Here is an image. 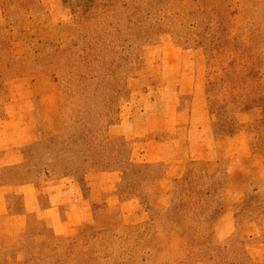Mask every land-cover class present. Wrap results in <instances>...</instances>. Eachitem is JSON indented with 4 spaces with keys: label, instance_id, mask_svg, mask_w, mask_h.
<instances>
[{
    "label": "rangeland",
    "instance_id": "rangeland-1",
    "mask_svg": "<svg viewBox=\"0 0 264 264\" xmlns=\"http://www.w3.org/2000/svg\"><path fill=\"white\" fill-rule=\"evenodd\" d=\"M0 264H264V0H0Z\"/></svg>",
    "mask_w": 264,
    "mask_h": 264
}]
</instances>
